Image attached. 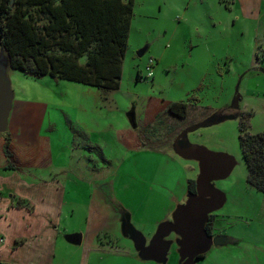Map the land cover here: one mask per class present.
<instances>
[{
	"label": "rangeland",
	"instance_id": "obj_1",
	"mask_svg": "<svg viewBox=\"0 0 264 264\" xmlns=\"http://www.w3.org/2000/svg\"><path fill=\"white\" fill-rule=\"evenodd\" d=\"M210 45L214 57L205 50ZM149 64L152 75L147 77ZM10 81L14 96L8 130L17 125L32 130L15 139L22 145L44 144L42 151L50 156L38 167L16 170L27 182L53 177L57 208L53 227L40 231L44 253L31 254L33 238H27L23 264H32L29 258L42 264H157L139 259L122 235L118 205L148 237L180 203L186 180L196 178L197 164L165 144L148 143L153 135L162 136L165 125L147 105L151 96L188 102L194 93L204 105L233 113L189 136L191 143L236 160L229 176L214 181L226 200L213 214L222 234L239 240L211 247L195 264H264V194L246 183L237 116L248 112L249 131H264V0H134L119 87L107 93L18 70ZM136 135L146 147L131 145L130 136ZM70 234L81 241H69ZM175 238H168L166 264H180ZM3 256L0 264H16L9 260L13 255Z\"/></svg>",
	"mask_w": 264,
	"mask_h": 264
},
{
	"label": "trees",
	"instance_id": "obj_2",
	"mask_svg": "<svg viewBox=\"0 0 264 264\" xmlns=\"http://www.w3.org/2000/svg\"><path fill=\"white\" fill-rule=\"evenodd\" d=\"M133 9L134 0H0V44L14 70L35 78L48 75L79 82L107 93L119 87ZM187 109L186 101L168 106L181 118ZM237 116L246 183L264 194V131H249L248 112ZM2 154L5 168L18 167L7 134ZM194 190L191 183L189 191ZM213 219L209 214L204 224L209 235Z\"/></svg>",
	"mask_w": 264,
	"mask_h": 264
},
{
	"label": "crops",
	"instance_id": "obj_3",
	"mask_svg": "<svg viewBox=\"0 0 264 264\" xmlns=\"http://www.w3.org/2000/svg\"><path fill=\"white\" fill-rule=\"evenodd\" d=\"M205 50L206 51L208 50L209 53L210 52L212 53L210 55L211 57L215 56L214 55L215 50L213 49V46L211 45L207 46ZM199 84H200L199 87H201L203 84V80ZM149 100L150 102L147 105L149 114L151 111V115H155L154 116L155 120L162 119L163 124L165 125L164 126L165 130L163 131L162 136L153 135V137H151V139L148 140V143L151 144L155 143L157 145L165 144L166 146H169L177 156L179 155L173 149V142L175 138L184 129L192 127L195 124L203 122L209 118H216L217 116H233V113L229 115L225 114L228 111L224 107L215 109L210 105H204L201 101V98L198 96V94L195 93L193 95V98L189 99L187 102L188 103L187 114L183 118L174 116L168 111V106L170 105L171 102H176V99L164 100L163 98L160 99V97L151 96ZM179 101H184V100H179ZM12 108H13V102H12ZM234 109H237V107ZM11 112L12 109L10 111V115ZM16 112L21 114V112L23 111H20L19 108L17 109ZM130 117L132 122L135 121L134 112L130 114ZM189 119H191L190 122ZM8 128H9V119H8L7 130L3 133H0V260L4 258L3 253L7 252L10 255L14 256L13 258L9 259L11 262L15 260L14 262H16V264H21V263L23 264L24 260L26 259L22 257L23 254L21 252L26 247H28L26 243L27 238L28 239L33 238L32 240L30 239V241L34 246L33 248H31V254L35 252L43 254L46 249L43 248V246L46 245L43 244L42 238L40 237L41 236L40 231L43 228L53 227V213L57 211L56 206L53 205V203L55 202L54 200L56 194L53 192V177L50 179V181H45V182H36L37 180L32 182H27L24 180V177H22L23 175H21L19 171H17L16 169H7L4 167L5 162L2 154V142H3V136L5 134L9 135L11 138L13 151L17 158L18 166L38 167L40 164H43L47 159H50V156L46 155L45 150L44 153L42 151L44 144L40 145L38 143L37 145L34 146L22 145L18 143L17 140L15 139L17 135L19 136V134H28L29 132H32V130H29L26 127L24 128L22 127V125L15 126L13 131H9ZM196 129H194L193 131H195ZM193 131L187 133V138L189 141H190L189 133ZM130 143L131 145L133 144L136 148L144 147V146L146 147V145L142 143L138 144L139 141L137 135L130 136ZM179 157L182 158L181 156ZM191 161H195V160H191ZM191 170H194V167H191ZM197 173H198V166H197ZM31 176L34 177V179H37L36 176L33 175ZM191 183H195V180L194 179L186 180V185H185L186 194H184L183 198L180 200V203L184 202L185 199L187 198V193L191 188ZM18 200L22 201V204L17 205L16 201ZM225 200H226V195H225ZM118 206H119L118 210L120 211V229L122 235L125 238L131 240L128 236H125L122 232V220L123 218L128 217L129 222L133 226V228L142 233V235L146 240V244L148 243L149 239L155 232L157 225L162 221L169 220L171 218L172 211L176 207L174 206L172 211L168 213L163 220L158 222L154 230L149 234L148 237H146L142 231L138 230L133 225V223L131 222V215L126 210H124L120 204ZM221 228L222 227L219 224V219H217L216 216L214 215V219L212 222L213 234L214 235L222 234ZM171 234H173L174 237L177 238V236L174 233H170L165 238L168 239ZM107 236L108 235L105 234L103 237L105 238ZM17 240L19 241L18 244L14 245V242ZM68 240L73 243H79L81 241V236L77 234H70L68 235ZM97 240L100 243L101 237L99 236ZM235 240L236 243L232 245H236L239 242L238 239ZM131 242L133 245V249L135 250L133 241L131 240ZM2 248L4 250H2ZM135 252L138 256V252L136 250ZM205 254L206 252L204 253V256L199 259L200 262L205 258ZM139 259L141 258L139 257ZM29 260L30 262L32 261V264H42L40 262L34 261L33 258H29ZM143 261H152V260H143ZM155 263L166 264L167 256L165 262H155ZM179 263L181 264L180 261Z\"/></svg>",
	"mask_w": 264,
	"mask_h": 264
},
{
	"label": "water",
	"instance_id": "obj_4",
	"mask_svg": "<svg viewBox=\"0 0 264 264\" xmlns=\"http://www.w3.org/2000/svg\"><path fill=\"white\" fill-rule=\"evenodd\" d=\"M146 48L138 52L141 56ZM14 69L10 65L7 51L0 44V133L7 130L8 119L12 109L13 90L10 74ZM233 107H237L236 101ZM231 116L209 118L192 127L184 129L174 140V151L184 159L195 160L198 173L195 178V190L188 191L184 202L176 205L171 218L160 222L148 243L141 232L135 230L129 218L122 220V232L134 244L138 256L143 260L165 262L171 240L166 239L170 233L177 238V252L182 264H195L211 246H225L236 243V240L224 234L209 235L204 228L209 214L221 208L225 194L214 186V181L226 178L234 168V156L226 152L212 151L205 146L191 143L187 133L202 126L216 123Z\"/></svg>",
	"mask_w": 264,
	"mask_h": 264
},
{
	"label": "built area",
	"instance_id": "obj_5",
	"mask_svg": "<svg viewBox=\"0 0 264 264\" xmlns=\"http://www.w3.org/2000/svg\"><path fill=\"white\" fill-rule=\"evenodd\" d=\"M150 64L152 63V59L149 60ZM150 64L148 66H146V71H147V77H150L152 75V71H151V66Z\"/></svg>",
	"mask_w": 264,
	"mask_h": 264
},
{
	"label": "flooded vegetation",
	"instance_id": "obj_6",
	"mask_svg": "<svg viewBox=\"0 0 264 264\" xmlns=\"http://www.w3.org/2000/svg\"><path fill=\"white\" fill-rule=\"evenodd\" d=\"M182 118H183V117H182ZM210 234H211V235H214L213 232H212V226H211Z\"/></svg>",
	"mask_w": 264,
	"mask_h": 264
}]
</instances>
